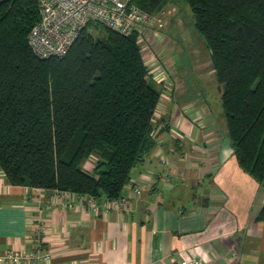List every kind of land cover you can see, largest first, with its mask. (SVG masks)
<instances>
[{"label": "trees", "instance_id": "16d2710c", "mask_svg": "<svg viewBox=\"0 0 264 264\" xmlns=\"http://www.w3.org/2000/svg\"><path fill=\"white\" fill-rule=\"evenodd\" d=\"M148 1L134 0L153 12L166 0ZM186 1L225 85L238 164L264 189V0ZM39 20V0H0V170L13 185L124 196L157 141L162 97L138 33L90 21L66 55L42 59L28 41ZM90 24L106 34L93 36Z\"/></svg>", "mask_w": 264, "mask_h": 264}, {"label": "crops", "instance_id": "0c3cea01", "mask_svg": "<svg viewBox=\"0 0 264 264\" xmlns=\"http://www.w3.org/2000/svg\"><path fill=\"white\" fill-rule=\"evenodd\" d=\"M179 29L175 35L182 37ZM184 49L168 57L166 46L154 42L144 51L148 64L160 62L175 81L155 79L162 92L157 141L124 189L130 210L98 215L85 205L56 207L55 191L10 184L0 170V253L32 247L30 221L41 204L47 264H264V220L258 219L264 189L238 164L222 102L216 105L211 94L190 99L178 64ZM207 63L206 74L217 77L210 50Z\"/></svg>", "mask_w": 264, "mask_h": 264}, {"label": "built area", "instance_id": "2783aa9c", "mask_svg": "<svg viewBox=\"0 0 264 264\" xmlns=\"http://www.w3.org/2000/svg\"><path fill=\"white\" fill-rule=\"evenodd\" d=\"M40 20L31 29L28 41L33 52L42 59L66 55L82 30L90 21H96L120 34L138 33V40L147 50L151 43L166 44L165 11H148L134 0H39ZM153 76L168 84V69L158 61L148 64ZM95 161V158H92ZM40 189V188H37ZM43 190V189H40ZM135 195L141 194L142 188L134 186ZM37 194V200L42 197ZM56 207L75 209L88 206L94 214L108 215L118 208L123 212L130 210L131 197L121 196L98 200L93 196L66 190L55 191ZM41 201V200H40ZM43 205L32 214L30 242L28 250L15 252L6 250L0 253V263L7 264H47L51 258L49 250L44 248L43 233L46 217ZM195 260L184 259L180 264H194Z\"/></svg>", "mask_w": 264, "mask_h": 264}, {"label": "rangeland", "instance_id": "374dc122", "mask_svg": "<svg viewBox=\"0 0 264 264\" xmlns=\"http://www.w3.org/2000/svg\"><path fill=\"white\" fill-rule=\"evenodd\" d=\"M139 2L146 5L149 1L139 0ZM162 10L165 11V33L169 38L168 42L166 44L164 43L167 49L165 54L169 57L173 55V52L179 50V48H185L178 55L180 57L178 64L181 67L180 70L183 72L182 78L188 87L190 99H205L211 94L213 95V101L219 106L221 99L217 98V94L221 83L218 81L216 75L210 76L206 74L207 69H210L208 71L212 70L211 65L207 63L209 49L207 48L203 35L195 26L194 14L189 3L186 0H166ZM177 28H180V33H182V37L184 38V45L180 43L182 37L175 35ZM87 32L95 37L106 34V30L102 29L98 24H90ZM153 64L155 65V61H153ZM170 79L173 81L174 77L170 76ZM221 86L224 87L225 85L222 84ZM222 122L225 123L224 129L227 130L224 113Z\"/></svg>", "mask_w": 264, "mask_h": 264}]
</instances>
